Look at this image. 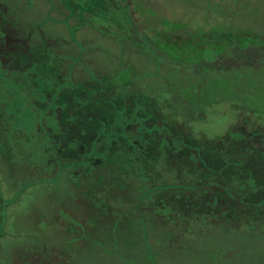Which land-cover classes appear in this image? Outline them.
<instances>
[{
  "label": "rangeland",
  "instance_id": "obj_1",
  "mask_svg": "<svg viewBox=\"0 0 264 264\" xmlns=\"http://www.w3.org/2000/svg\"><path fill=\"white\" fill-rule=\"evenodd\" d=\"M1 1L10 38L40 62L49 53L71 85L95 79L133 92L197 139L264 130V65L200 64L264 36V0H106L83 22L71 4L86 0ZM38 61L0 72V264H264V216L182 214L183 202L167 197L175 172L160 159H139L127 183L114 181L107 163H48L37 147L43 129L33 128L52 117V97L27 76Z\"/></svg>",
  "mask_w": 264,
  "mask_h": 264
},
{
  "label": "trees",
  "instance_id": "obj_2",
  "mask_svg": "<svg viewBox=\"0 0 264 264\" xmlns=\"http://www.w3.org/2000/svg\"><path fill=\"white\" fill-rule=\"evenodd\" d=\"M102 1L106 3V0L92 3L86 0L80 5L71 4L72 1L67 5L80 8L76 9L77 16L83 22V14L93 13V7L96 10ZM114 3L118 6L120 1ZM252 36L251 41L247 36V41L242 39L233 45L230 55L200 64L206 70L264 65V36L259 33ZM14 58L21 56L17 54ZM27 76L32 82L38 79L40 82L36 83L46 87L42 91L52 97L53 108L48 111L55 120H46L43 127L35 124L33 128L37 134L43 129L45 137L37 147L48 161L51 156L61 167H77L83 157H88L99 164L107 163L108 173L118 176L114 181L127 183V171L133 172L139 159L142 164L160 159L175 172L176 182L168 184L167 197L172 202H183L177 209L182 214L233 221L246 215L254 219L264 216L263 129L253 132L233 129L234 134L225 133L215 140L197 139L166 124L159 109L149 108L151 104L145 98L117 91L105 81L85 78L71 85L65 82L63 74L51 69L43 75L30 71ZM185 175L187 179L183 178Z\"/></svg>",
  "mask_w": 264,
  "mask_h": 264
},
{
  "label": "flooded vegetation",
  "instance_id": "obj_3",
  "mask_svg": "<svg viewBox=\"0 0 264 264\" xmlns=\"http://www.w3.org/2000/svg\"><path fill=\"white\" fill-rule=\"evenodd\" d=\"M5 7H7V6H5V4H3V2L0 0V30L3 29V27H1V25L5 24V26H7V28H4L3 31L5 33H8V35H9L11 28H9V23L6 21L7 12L5 11L6 10ZM8 35H4L2 38H0V72H2L1 74L3 76H5V75L8 76L5 72L6 70L4 71L3 69L8 68V63L10 62L12 64L14 60H16V61H21V60L28 61L26 63L27 66H32V67L35 66L36 62L39 60L38 64H40L41 67L37 68V69L35 68L33 71L34 74H36V73L41 74L42 73V75H43L44 71L49 70V69L56 71V69H55L56 66L53 64L55 59L49 53L44 52L46 54V57L44 58L43 62H40V60L42 59V58L38 59V57L40 56V53H38V54L33 53L32 50L29 48V45L23 39H18L16 41H13V39L10 38V35L9 36ZM1 50H3V51H1ZM17 54L19 56H21L20 59L14 58V56ZM26 64H22V65H26ZM0 81H2V80L0 79ZM26 83H27V81H26ZM0 113L1 114L3 113L2 105L0 107ZM7 119L8 118H6L5 120H7ZM43 120H55V119L53 117H50L48 119L44 118ZM87 158L83 157L81 159V162H80L81 164H79L78 166H81L82 168L88 164L90 166H92L97 161V160L91 161L90 159H87ZM47 161H48V159H47ZM50 161L54 162L53 158L50 157ZM50 161H48V163ZM55 165L59 166L58 170L65 168V167H61L57 163H55ZM82 168H81V170H82ZM83 176L84 177H86V176L90 177L91 174L89 173V175H88V173L83 172Z\"/></svg>",
  "mask_w": 264,
  "mask_h": 264
},
{
  "label": "clouds",
  "instance_id": "obj_4",
  "mask_svg": "<svg viewBox=\"0 0 264 264\" xmlns=\"http://www.w3.org/2000/svg\"><path fill=\"white\" fill-rule=\"evenodd\" d=\"M229 122H231V121H230V117H228V116L223 117V119L220 121V123L223 127H226L227 123H229Z\"/></svg>",
  "mask_w": 264,
  "mask_h": 264
}]
</instances>
